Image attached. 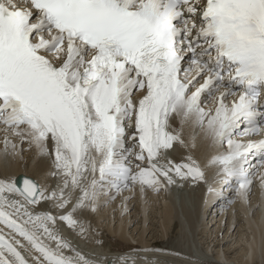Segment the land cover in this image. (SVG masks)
<instances>
[{
    "label": "snow or ice",
    "instance_id": "snow-or-ice-1",
    "mask_svg": "<svg viewBox=\"0 0 264 264\" xmlns=\"http://www.w3.org/2000/svg\"><path fill=\"white\" fill-rule=\"evenodd\" d=\"M186 129L218 148L223 187L171 159L195 147ZM0 132L5 156L27 143L48 161L0 177V264H98L58 224L102 243L87 214L136 188L204 182L248 202L264 182V0H0Z\"/></svg>",
    "mask_w": 264,
    "mask_h": 264
},
{
    "label": "bare ground",
    "instance_id": "bare-ground-1",
    "mask_svg": "<svg viewBox=\"0 0 264 264\" xmlns=\"http://www.w3.org/2000/svg\"><path fill=\"white\" fill-rule=\"evenodd\" d=\"M2 141L3 135L0 136V175L16 179L22 173L39 177L45 174L48 161L39 154L38 149L33 147L27 151L24 149L22 155L5 156ZM195 142V147L190 149L178 146V155H173L171 159L179 162L177 157L182 160L191 154L205 168L210 182L211 175L208 172L212 167L207 165L209 158L205 148L208 141L202 143L199 135ZM206 185L204 182L192 183L178 179L176 184L164 191L147 190L148 204L146 193L141 194L138 188L117 196L97 212L87 214L96 240L102 243L84 240L64 223H59L58 227L66 238L98 264H109L122 255L134 257L135 264H228L230 261L237 262L235 264H264V194L260 195V189L252 184L250 190L253 201L244 202L237 197L227 208L209 209L214 196L207 192ZM131 195L132 198L139 195L142 201L132 205L131 199H126ZM215 209L221 210L222 214L218 218L217 215L216 218H210ZM125 215L127 219L123 218ZM139 218L140 226L133 227ZM175 234L179 237L173 248L162 244L161 248L159 240L152 241L160 235L161 239H165ZM149 236L152 237L151 241ZM109 238L118 240V246ZM205 238L206 249L201 242ZM219 238L222 239L218 242ZM130 239L141 246L136 249L148 248L152 251L121 250L126 245L130 246ZM209 247L212 248L211 252L208 251Z\"/></svg>",
    "mask_w": 264,
    "mask_h": 264
},
{
    "label": "rangeland",
    "instance_id": "rangeland-1",
    "mask_svg": "<svg viewBox=\"0 0 264 264\" xmlns=\"http://www.w3.org/2000/svg\"><path fill=\"white\" fill-rule=\"evenodd\" d=\"M151 201H153V199L151 200ZM149 203V202H148ZM147 203V204H148ZM151 203H157V202H151ZM117 212V211H116ZM133 213H135L134 211H133ZM126 216L127 215H125V217H123V218H125V219H127L126 218ZM136 217H138V216H136ZM117 217L115 218V221H117ZM119 221V220H118ZM105 222V220L103 221V223ZM139 222H140V218L135 222V224H134V226L133 227H139L140 226V224H139ZM158 223V222H157ZM160 232H161V230L160 229H158ZM137 232V231H136ZM140 232V231H139ZM159 232V233H160ZM177 232V231H176ZM153 233V232H152ZM161 236V235H160ZM160 236H158L156 239H153L152 241L153 242H155V241H157V240H159V243H160V245L162 244L163 246H169V247H172L173 248V245H176V243H177V240H178V238L177 237H179V235L178 234H175V235H173L172 236V238H170V236L169 237H167V238H165V239H161L160 238ZM201 236V235H200ZM200 236H199V239H200ZM102 237L104 238V240H106V238H105V236L104 235H102ZM152 238V237H151ZM151 238H150V236H149V240L151 241ZM167 239V240H166ZM220 239H222V238H219V240H218V242L220 241ZM118 241V240H117ZM117 241H115L114 240V243H113V241H112V243L113 244H115L116 245V243H117ZM135 241H137V240H135ZM206 238L203 240V241H201L202 242V244L204 245V247H205V249L207 248V244H206ZM130 242H134V241H131V239H130ZM123 244H126V243H123ZM161 245V248L163 247ZM116 246H118V245H116ZM129 245H126L125 246V248H123V249H129L130 248V246L128 247ZM115 248V247H114ZM117 248H119V247H117ZM211 247H209L208 248V251L209 252H211ZM235 263H237V262H235ZM238 264H240V263H238Z\"/></svg>",
    "mask_w": 264,
    "mask_h": 264
}]
</instances>
